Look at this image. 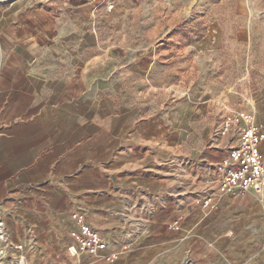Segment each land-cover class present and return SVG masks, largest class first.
<instances>
[{
	"label": "crops",
	"instance_id": "0c3cea01",
	"mask_svg": "<svg viewBox=\"0 0 264 264\" xmlns=\"http://www.w3.org/2000/svg\"><path fill=\"white\" fill-rule=\"evenodd\" d=\"M113 3L109 12L102 0H0V218L11 241L37 243L32 264H264L263 208L253 194L189 210L171 196L181 176L198 185L217 175L226 151L211 147V127L224 112L253 110L264 133V81L241 109L223 104L212 125L202 108L142 115L118 99L127 84L153 86L182 34L194 41L178 55L195 62L247 32L264 71V0H245L237 12L227 1L224 14L194 3L173 13L165 0ZM190 15L208 20L199 40L194 24L184 30ZM77 210L110 241L102 255L129 250L113 262L72 255Z\"/></svg>",
	"mask_w": 264,
	"mask_h": 264
},
{
	"label": "rangeland",
	"instance_id": "374dc122",
	"mask_svg": "<svg viewBox=\"0 0 264 264\" xmlns=\"http://www.w3.org/2000/svg\"><path fill=\"white\" fill-rule=\"evenodd\" d=\"M227 1L232 2L235 12L241 11V2H245V0H165V8L171 6V11L175 13L181 10L184 5L194 3L204 6V8L209 6L212 11L224 14L226 10L230 9L229 7L226 8ZM192 14L196 13L193 12ZM189 22L191 27H185V32L187 33L189 30L192 32L194 24L197 34L195 37L198 40L201 39L208 27V20L198 19L194 22V18L191 16L184 24ZM173 23L178 24L179 21ZM147 32L148 29L145 30L143 24L142 33ZM183 37L184 34L181 35V38L173 39L170 41L169 47L165 49L166 51L162 55L165 64L159 65L155 74L152 75L153 86H149L147 81L127 84L122 88L118 99L126 100L139 107L142 115L164 111L167 114L184 106L190 107V113H193L195 108H198V111L202 108L205 112L212 114L211 125L213 123L212 117L216 118L222 113L223 104L232 109H241L248 104L247 99L254 100L252 99L253 93L259 89L264 81V71L262 65L255 62V56L258 52L254 47L253 49L250 48L247 32L242 39L223 40V50L219 52L218 56L197 55L195 62L189 58V54L186 55L184 61L183 55H178V48L185 45L191 46L194 41L191 35L188 37L187 34L186 40H183ZM178 61L180 62L178 63ZM252 61L254 62L253 69L249 70L248 76L247 62ZM217 111L219 112L218 115ZM211 130H213V125ZM181 181H183L181 185L178 184L180 188L171 192L172 198L179 200V203L183 204L182 207L188 210L195 205L202 206V201L211 187V179L201 178L198 185H194L188 176L186 178L181 176ZM182 207L180 209H183ZM180 209L173 222L178 219L182 222ZM187 264H192V262H187Z\"/></svg>",
	"mask_w": 264,
	"mask_h": 264
},
{
	"label": "built area",
	"instance_id": "2783aa9c",
	"mask_svg": "<svg viewBox=\"0 0 264 264\" xmlns=\"http://www.w3.org/2000/svg\"><path fill=\"white\" fill-rule=\"evenodd\" d=\"M102 3L109 12L113 10V0H102ZM223 139L228 142L221 145ZM263 142L264 133L256 124L253 110H227L218 118L210 145L226 153L214 165L217 175L211 178V187L202 201L204 208H214L217 199L224 195L253 194L264 215V155L260 151ZM70 217L74 221L72 235L76 243L69 248L72 255H87L95 260L113 262L129 250L128 245H123L119 251L102 255L110 247V241L90 223L85 212L77 210ZM180 222V219L175 220L171 227L177 229ZM36 244L33 239L25 244L12 242L7 225L0 218V264H32L30 255L37 250Z\"/></svg>",
	"mask_w": 264,
	"mask_h": 264
}]
</instances>
